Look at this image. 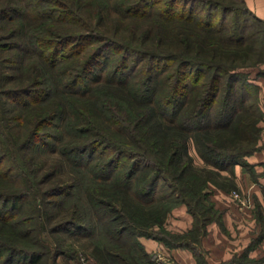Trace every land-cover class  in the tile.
Returning <instances> with one entry per match:
<instances>
[{
  "label": "trees",
  "instance_id": "obj_1",
  "mask_svg": "<svg viewBox=\"0 0 264 264\" xmlns=\"http://www.w3.org/2000/svg\"><path fill=\"white\" fill-rule=\"evenodd\" d=\"M251 52L245 0H0V264H57L44 232L71 228L107 235L102 264L153 263L141 236L194 251L213 175L259 147Z\"/></svg>",
  "mask_w": 264,
  "mask_h": 264
},
{
  "label": "crops",
  "instance_id": "obj_2",
  "mask_svg": "<svg viewBox=\"0 0 264 264\" xmlns=\"http://www.w3.org/2000/svg\"><path fill=\"white\" fill-rule=\"evenodd\" d=\"M245 1L250 10L264 21V0ZM261 70L255 79L260 86L259 105L262 110L259 147L244 157V164H235L232 171H220L224 176L232 175L234 185L244 198L249 199L251 207L239 211L228 189L210 183V199L219 215L207 224L206 233L200 240L193 243L195 250L168 246L162 240L141 236L139 240L145 249L155 253L151 264H264V66ZM192 221V214L182 203L172 207L163 226L169 232L184 233L192 227Z\"/></svg>",
  "mask_w": 264,
  "mask_h": 264
},
{
  "label": "rangeland",
  "instance_id": "obj_3",
  "mask_svg": "<svg viewBox=\"0 0 264 264\" xmlns=\"http://www.w3.org/2000/svg\"><path fill=\"white\" fill-rule=\"evenodd\" d=\"M257 36H258L257 37L258 40L255 43V45L259 46V43L262 41V32H260V34ZM249 57H250L249 60H254L255 57H257L256 59L259 60L255 66H249L245 69V71L248 74L247 78L251 81V83L257 85V83L255 82V79L257 78V76H259V74H261V71H262L261 69L264 66V61L261 62L262 60H264L263 54H261L260 52H251L249 54ZM259 87L260 86L257 85L258 93L256 95L254 92L253 93L251 92V96L248 98L249 99L248 101L252 100L255 104V107L256 105H258L257 110H259L261 113L258 112L257 110L256 111H257V114L259 113L260 115V119H259V122H260L262 118V110L259 105V95H260ZM259 122H258V125H259ZM261 132L262 130L260 127L259 137H261ZM189 152L192 155L194 159V163L196 165H199V166L203 165L201 159L198 157L195 151V148L192 144H190ZM226 170H231V168L228 167ZM225 176H226V179H224L223 177L219 178L217 175H213L214 179L219 181L221 185H223V183L225 184L224 187L229 190V194H231L232 198L234 199L235 208L240 211V210H245L246 208L251 207V202L249 201V199L244 198L240 194V189L237 187V185H233L229 187L228 185H226L228 182H234L232 179V175L227 174ZM161 185L163 186L162 181L159 182L158 184L159 188H158L157 194H160V195L166 193L167 191V189H163L160 193V188L162 187ZM235 192L238 193V197H235ZM240 199H244L247 205L241 206L240 201H239ZM72 204H73V201L72 200L69 201V205H72ZM174 204L177 205V204H182V203H174ZM174 233L184 234L185 232L184 233L174 232ZM44 238L49 242L52 250L54 248L62 249L63 253L57 254L55 256L57 264H102L100 258L102 257V255L105 254V252H103L104 251L103 247L112 245L111 241L107 238V235L103 231H97L94 228L93 229L89 228L88 230H85V229L80 230L77 228H71L69 232H59V233H54L53 235L50 232L46 231L44 232ZM128 245H125L123 252L126 251V249L128 248ZM196 248L198 250V247ZM131 253L132 255L135 254L134 251H132ZM151 254L154 258L155 253L154 254L151 253ZM42 261L44 264L45 263L52 264L53 262L52 258L50 259L48 257L43 258Z\"/></svg>",
  "mask_w": 264,
  "mask_h": 264
},
{
  "label": "built area",
  "instance_id": "obj_4",
  "mask_svg": "<svg viewBox=\"0 0 264 264\" xmlns=\"http://www.w3.org/2000/svg\"><path fill=\"white\" fill-rule=\"evenodd\" d=\"M235 197H238V193H236V192H235ZM239 201H240L241 206L247 205L246 201L244 199H240Z\"/></svg>",
  "mask_w": 264,
  "mask_h": 264
}]
</instances>
